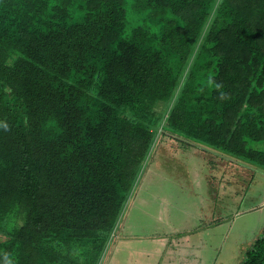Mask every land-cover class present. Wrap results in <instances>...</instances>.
<instances>
[{"label": "trees", "instance_id": "16d2710c", "mask_svg": "<svg viewBox=\"0 0 264 264\" xmlns=\"http://www.w3.org/2000/svg\"><path fill=\"white\" fill-rule=\"evenodd\" d=\"M181 146L264 172V0H0V264H97Z\"/></svg>", "mask_w": 264, "mask_h": 264}, {"label": "rangeland", "instance_id": "374dc122", "mask_svg": "<svg viewBox=\"0 0 264 264\" xmlns=\"http://www.w3.org/2000/svg\"><path fill=\"white\" fill-rule=\"evenodd\" d=\"M166 159L151 149L97 264H241L264 230V172L184 146Z\"/></svg>", "mask_w": 264, "mask_h": 264}]
</instances>
